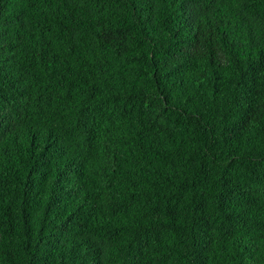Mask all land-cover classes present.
Returning <instances> with one entry per match:
<instances>
[{
  "label": "trees",
  "instance_id": "trees-1",
  "mask_svg": "<svg viewBox=\"0 0 264 264\" xmlns=\"http://www.w3.org/2000/svg\"><path fill=\"white\" fill-rule=\"evenodd\" d=\"M0 264H264V0H0Z\"/></svg>",
  "mask_w": 264,
  "mask_h": 264
}]
</instances>
